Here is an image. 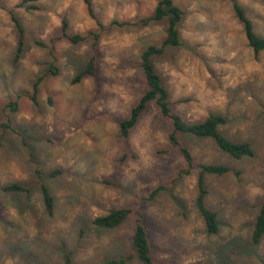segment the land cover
Returning a JSON list of instances; mask_svg holds the SVG:
<instances>
[{"label":"rangeland","instance_id":"374dc122","mask_svg":"<svg viewBox=\"0 0 264 264\" xmlns=\"http://www.w3.org/2000/svg\"><path fill=\"white\" fill-rule=\"evenodd\" d=\"M21 1L1 0L0 8V264H66L67 255L71 264L126 259L134 254L138 215L114 229L94 225L124 208L143 215L157 264H264V238L252 242L264 202V52L254 55L231 1L174 0L184 12L182 44L153 58L174 113L189 123L220 115L227 122L219 131L254 149V157L236 160L212 140L181 136L196 162L230 168L205 180L206 205L220 223L216 235L207 233L196 208L197 172L178 177L185 162L171 146V122L156 104L128 138L120 132L147 90L141 55L167 36L166 20L142 23L160 0H89L104 28L90 17L85 0L17 7ZM238 2L264 37V0ZM9 10L24 28L20 53ZM64 18L70 34L86 39L59 40L52 53ZM93 33L100 35L95 53ZM93 54L95 76L75 83ZM52 63L57 76L48 74ZM10 184L29 192H6ZM42 184L54 197L53 216L46 213ZM159 187L164 190L149 200ZM126 264L144 263L133 258Z\"/></svg>","mask_w":264,"mask_h":264},{"label":"trees","instance_id":"16d2710c","mask_svg":"<svg viewBox=\"0 0 264 264\" xmlns=\"http://www.w3.org/2000/svg\"><path fill=\"white\" fill-rule=\"evenodd\" d=\"M36 0H22L17 7H24L27 3ZM235 12V16L238 21L243 25L244 33L248 42L249 47L252 49L254 55L258 57L264 52V37H260L254 31V26L252 21L247 16L244 8L239 4L238 0H230ZM87 5L88 13L92 19H94L100 28H104L103 24L99 21L96 16L92 4L89 0H85ZM1 8V0H0ZM32 9H37L36 6L30 7ZM11 20L15 24L19 32V53L22 50L24 44V28L14 14L13 10H9ZM184 18L183 10L177 6L174 0H160L155 9V13L149 19L143 20L142 23L149 24L151 21H167L166 29V39L161 46L152 45L149 46L141 55V67L144 72V76L147 83V90L140 98L139 102L131 109L128 118L124 119L120 123L121 136L128 138L132 130L138 124L140 118L148 109L151 103H155L158 107L161 116L171 122L172 130L169 134L168 140L171 146L176 149L185 162L184 169L179 171V178H184L190 176L192 172H197V198H196V208L203 218L205 223L206 231L210 235H216L220 230V223L218 220L217 213L209 209L206 205L205 199L207 196V189L205 185V180L207 176H218L222 177L230 173V168L224 165L217 164H205L196 162L195 157L191 148L182 140V135H189L195 139L212 140L217 148L229 155L231 158L240 160L245 157H254L255 152L250 143H235L227 139L220 131L219 127L226 124L227 120L220 115L209 114L206 119L201 122L189 123L183 120L181 116L174 113L172 110V103L170 101V93L165 87L161 76L157 72L153 58L161 56L165 53L167 48L180 47L182 44L181 35L179 31L180 23ZM117 25L116 21L112 23ZM69 22L66 18L62 20L60 26L59 36L51 40V50L52 53L55 48L56 42L59 40H66L72 44H79L83 42L86 38L81 34L72 35L69 33ZM94 36L95 44L93 52L97 46L100 35L97 33L92 34ZM40 45L46 46L45 43ZM96 72V55L93 54L87 63L86 69L80 73L74 80L75 83L82 81L85 77H93ZM48 74L52 76L58 75V69L51 64ZM43 78H40L38 82L34 85V100L36 98V93L38 91V86ZM13 112L17 111V104L10 103L8 105ZM1 144V141H0ZM106 184L112 185L111 182L105 181ZM6 192H18V193H28L29 190L20 184H10L4 187ZM162 190L163 187H159L154 190L150 196L149 200L154 199ZM41 193L43 198V204L46 213L49 216L54 214V197L50 193V190L45 184L41 185ZM138 215V218L134 226V235L132 239L134 254L129 255L126 259L120 261H109L106 264H126L133 258H137L140 262L144 264H157L156 261L151 256V247L149 242V237L147 230L143 224V215L139 211H134L132 209H116L109 211L106 215L98 217L94 220V225L98 228L104 229H114L122 225L130 216L134 214ZM264 238V202L259 210V214L256 218L252 242L254 245H259ZM66 264H71V258L69 255L66 256Z\"/></svg>","mask_w":264,"mask_h":264}]
</instances>
